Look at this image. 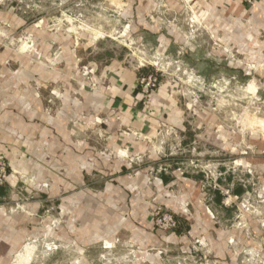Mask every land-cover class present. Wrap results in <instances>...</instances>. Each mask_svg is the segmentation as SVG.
I'll list each match as a JSON object with an SVG mask.
<instances>
[{"label": "rangeland", "instance_id": "374dc122", "mask_svg": "<svg viewBox=\"0 0 264 264\" xmlns=\"http://www.w3.org/2000/svg\"><path fill=\"white\" fill-rule=\"evenodd\" d=\"M2 5L9 7L14 23H0V29L11 28L0 35V49L9 46L15 53V73L24 65H41L47 75L72 58L82 78L79 89L87 88L86 82L92 89L103 77L104 61L114 58L126 68L146 69L138 78L155 74L158 87L169 85L188 124L175 135L160 131L150 140L154 156L127 158V165L132 171L145 166L148 183L170 166L198 177L210 217L206 233L170 243L171 234L157 229L151 215L160 206L179 216L154 197L149 219L162 235L159 245L146 251L116 239L94 245L85 257V251L63 242L69 212L66 218L47 198L41 212L47 236L30 241L27 257L12 264H264L262 19L210 13V6L197 0H0ZM82 120L81 125L86 123ZM88 184L80 181L77 188L84 192ZM236 185L244 187L237 196L231 193ZM35 186L50 188L46 180ZM216 191L221 204L214 201ZM179 207L185 215L192 212L187 201ZM61 227V238L54 239Z\"/></svg>", "mask_w": 264, "mask_h": 264}, {"label": "crops", "instance_id": "0c3cea01", "mask_svg": "<svg viewBox=\"0 0 264 264\" xmlns=\"http://www.w3.org/2000/svg\"><path fill=\"white\" fill-rule=\"evenodd\" d=\"M197 1L209 5L210 13L264 21V0ZM9 10L0 6V23L10 26L14 16ZM9 32V27L0 29V35ZM57 45L61 47L58 41ZM8 47L0 49V153L8 163L7 181L0 188V264L26 258V245L47 236L41 218L47 198H53L56 211L69 212V233L63 242L85 251V257L94 245L116 239L146 251L159 245L162 235L149 219L154 197L173 207L181 222V230L167 236L168 242L179 244L208 231L210 217L198 177L170 166L148 183L145 166L132 171L127 165V158L154 156L150 140L160 131L175 135L188 124L169 85L161 84L147 101L137 83L146 69L126 68L109 58L100 68L98 86L91 89L86 82L87 88L80 90L82 78L72 58L65 68L60 63L47 75L41 65H24L15 73L19 61ZM45 180L49 190L35 186ZM80 181L89 183L84 192L77 188ZM239 186L240 194L244 192L236 185L232 195H239ZM186 201L192 211L187 215L179 207ZM214 201L221 204V198ZM61 231L62 227L55 229L54 239L61 238ZM232 235L236 238L233 231ZM156 255L148 253L154 259Z\"/></svg>", "mask_w": 264, "mask_h": 264}, {"label": "built area", "instance_id": "2783aa9c", "mask_svg": "<svg viewBox=\"0 0 264 264\" xmlns=\"http://www.w3.org/2000/svg\"><path fill=\"white\" fill-rule=\"evenodd\" d=\"M138 87L144 97L152 94L159 85V80L155 74H146L137 80ZM164 171V170H163ZM8 177V163L3 154L0 153V188L6 183ZM153 224L157 229L173 234L178 228V219L168 210L158 206L151 215Z\"/></svg>", "mask_w": 264, "mask_h": 264}, {"label": "trees", "instance_id": "16d2710c", "mask_svg": "<svg viewBox=\"0 0 264 264\" xmlns=\"http://www.w3.org/2000/svg\"><path fill=\"white\" fill-rule=\"evenodd\" d=\"M241 191H242L241 186H239V188H237V189L235 190L236 194H240ZM215 193H216V194H215V195H216V196H215V199H216L217 201H219L220 198H221L222 196H221V194L218 193L217 191H216ZM177 219H178V218H177ZM178 221H179V224H178V228H177L176 232H179V231L181 230V229H180V220L178 219Z\"/></svg>", "mask_w": 264, "mask_h": 264}]
</instances>
